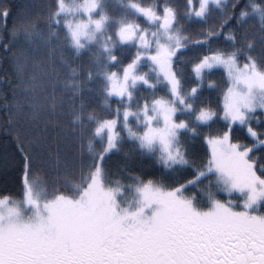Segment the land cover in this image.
<instances>
[{"label": "snow or ice", "instance_id": "6c2138e0", "mask_svg": "<svg viewBox=\"0 0 264 264\" xmlns=\"http://www.w3.org/2000/svg\"><path fill=\"white\" fill-rule=\"evenodd\" d=\"M11 35L23 178L0 196V264H264V0H51ZM125 140L169 175L114 180ZM45 153L51 188L31 178Z\"/></svg>", "mask_w": 264, "mask_h": 264}, {"label": "trees", "instance_id": "16d2710c", "mask_svg": "<svg viewBox=\"0 0 264 264\" xmlns=\"http://www.w3.org/2000/svg\"><path fill=\"white\" fill-rule=\"evenodd\" d=\"M195 2V0H194ZM51 0H0V11H7L6 21L3 17H0V36H3V41L0 42V196H11L14 199H19L22 189V157L17 148V142L14 139V135L6 131L13 127L9 123L10 116H14L15 109L12 107L14 101V90L19 83L17 74L14 71L13 53L17 50L20 43L23 42V37L18 36L13 39L11 32L14 27H17L26 17L43 16L45 9L50 5ZM215 22V21H214ZM246 30L249 33H257L259 31V25L256 21H249L246 25ZM10 43L11 47L6 50L4 44ZM39 43V41H36ZM35 46V45H33ZM52 59L55 62V67L59 70L60 79H64L68 74V68L61 64V55L68 56L69 52L64 49L61 52L60 49L55 48V44L52 45ZM258 51V49H257ZM44 55L48 54V49H43ZM191 55V54H190ZM72 67L83 69L84 67H90L88 64V57L85 54L80 59H71ZM221 72L217 70L213 79H218ZM79 78H83L82 76ZM93 89H96L97 82L93 81ZM58 93L63 91L61 88L57 89ZM65 95H71V90H67ZM213 100H216V94L213 93ZM84 102L89 110L95 108L100 110V101L102 97L97 91L89 92L85 89L83 93ZM79 103V100H77ZM64 130L67 131L69 124L68 120L62 121ZM219 125H217L218 127ZM50 136H55V130H49ZM126 135V133H124ZM237 138L244 142H250L244 139L242 132H237ZM99 147V142L97 143ZM206 147V146H205ZM76 149L72 148V154L74 155ZM63 156V153L61 154ZM200 155H203L201 152ZM108 168L112 172V178L124 179L127 172H132L144 177L155 176H168L167 170L156 163L155 158L150 155H144L135 146V143L129 140H125L121 151L114 152L106 160ZM62 172H57L56 158L45 153L41 157L40 163H35L32 167L31 178L37 182L38 186L51 188L53 181L58 176L62 175ZM184 174H178L169 176L167 182L171 183L175 179H182ZM125 182H128L125 180ZM61 186V184H57ZM194 189H190L193 191ZM203 197V193H200ZM233 196V195H232ZM230 198H233V197ZM226 193H221V199H227Z\"/></svg>", "mask_w": 264, "mask_h": 264}, {"label": "rangeland", "instance_id": "374dc122", "mask_svg": "<svg viewBox=\"0 0 264 264\" xmlns=\"http://www.w3.org/2000/svg\"><path fill=\"white\" fill-rule=\"evenodd\" d=\"M129 195H131V192H129ZM226 195H227V194H226ZM232 195H233V196H234V195H238V196H239L238 193H233Z\"/></svg>", "mask_w": 264, "mask_h": 264}]
</instances>
